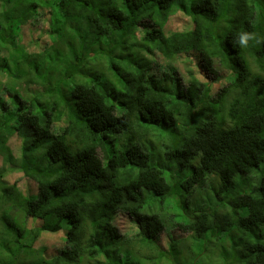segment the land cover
<instances>
[{
  "label": "trees",
  "instance_id": "obj_1",
  "mask_svg": "<svg viewBox=\"0 0 264 264\" xmlns=\"http://www.w3.org/2000/svg\"><path fill=\"white\" fill-rule=\"evenodd\" d=\"M201 261L264 264V0H0V264Z\"/></svg>",
  "mask_w": 264,
  "mask_h": 264
},
{
  "label": "rangeland",
  "instance_id": "obj_2",
  "mask_svg": "<svg viewBox=\"0 0 264 264\" xmlns=\"http://www.w3.org/2000/svg\"><path fill=\"white\" fill-rule=\"evenodd\" d=\"M189 19V17L185 14V13H183V12H181V11H179V12H177L176 14H174V15H172L170 18H169V23H168V28H172V29H174V28H176L177 26H182L183 24H184V22L185 21H187ZM40 26H43V23H41L40 24ZM27 34H29V32H27ZM190 64V63H189ZM158 66H160V65H158ZM166 66V65H165ZM162 67V66H161ZM181 67L179 66V71H182L181 69H180ZM183 72V71H182ZM219 73H220V75H219V77H218V79L219 80H222L226 75H227V71L226 70H220L219 71ZM212 78V77H211ZM211 78H209L210 79V81H211ZM217 81V80H216ZM214 86L215 87H218L219 86V84H218V81H217V83H215L214 82ZM16 139V138H15ZM17 143V141L15 140V141H13V143H12V145H13V147L15 146V144ZM18 215H19V220L21 221L22 220V218L24 217L23 215V213H18ZM38 224V222H36V225ZM117 224L119 225V228L123 231V232H125V231H128V230H130L131 228H132V223L130 224V220H129V218L127 217V216H125V215H120L118 218H117ZM172 232V234L173 235H175L176 237H178V236H182V235H184V234H181L179 231H177V230H173V231H171ZM46 238V237H45ZM168 235H167V233H163L162 234V236H161V245H162V247H166L167 246V242H168ZM180 239V238H179ZM50 241H52L50 244H52V246H51V248H50V252L51 253H56V252H58L59 250V248H61V247H65L66 246V244H65V242H59V240L58 241H56V242H54L53 243V240H50ZM177 242V241H176ZM191 245V248H194L195 247V244H190ZM189 252H193V251H195V249H191V250H188ZM199 255H203L204 256V258L205 259H208L209 258V248L207 247V248H203V251L202 252H200V254ZM201 264H204V262L203 261H201L200 262Z\"/></svg>",
  "mask_w": 264,
  "mask_h": 264
},
{
  "label": "clouds",
  "instance_id": "obj_3",
  "mask_svg": "<svg viewBox=\"0 0 264 264\" xmlns=\"http://www.w3.org/2000/svg\"><path fill=\"white\" fill-rule=\"evenodd\" d=\"M250 35L249 34H242L239 38V43L241 45H245L247 43V41L250 39ZM213 77V76H212Z\"/></svg>",
  "mask_w": 264,
  "mask_h": 264
}]
</instances>
